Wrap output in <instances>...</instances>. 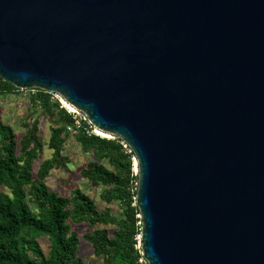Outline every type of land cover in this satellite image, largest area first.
Wrapping results in <instances>:
<instances>
[{
	"label": "water",
	"instance_id": "1",
	"mask_svg": "<svg viewBox=\"0 0 264 264\" xmlns=\"http://www.w3.org/2000/svg\"><path fill=\"white\" fill-rule=\"evenodd\" d=\"M0 77L129 146L147 264H264V0H0Z\"/></svg>",
	"mask_w": 264,
	"mask_h": 264
},
{
	"label": "trees",
	"instance_id": "2",
	"mask_svg": "<svg viewBox=\"0 0 264 264\" xmlns=\"http://www.w3.org/2000/svg\"><path fill=\"white\" fill-rule=\"evenodd\" d=\"M23 90L0 77V93ZM27 99L20 139L0 120V264H84L77 253L80 237L103 264H147L139 261L138 177L129 146L92 132L87 119L73 115L51 92L34 88ZM41 118L49 128L46 142L39 136ZM70 141L90 158L79 172L90 187L99 188L102 206L79 186L63 194L46 183L52 170L68 171ZM43 145L51 155L34 169ZM77 226L87 229L79 234ZM41 235L49 239L46 252Z\"/></svg>",
	"mask_w": 264,
	"mask_h": 264
},
{
	"label": "rangeland",
	"instance_id": "3",
	"mask_svg": "<svg viewBox=\"0 0 264 264\" xmlns=\"http://www.w3.org/2000/svg\"><path fill=\"white\" fill-rule=\"evenodd\" d=\"M27 90L30 89H25L23 92L17 91L10 93H0V120L9 123L13 127L17 139H20V136L23 133L20 118L26 106L28 105V93H34V90H31L30 92ZM55 99L60 98L57 97ZM76 115L84 119L82 113L79 112L76 113ZM99 134L102 135V133ZM39 136L44 142H46L49 137V128L47 122L43 118L40 119L39 123ZM102 136L112 137L108 133H104ZM65 152L68 154L71 161L69 169L68 171L56 169L52 170L50 175L46 178L48 187L52 190H58L63 194H68L72 188L79 186L82 190L90 194L95 199V202L98 206H102L103 203L100 200L99 188L90 187L79 172V168L82 167L90 158L86 154L82 153L79 146L72 141L67 143ZM50 155V150L46 147V145H43L40 158L34 163V169L37 168L40 161L50 157ZM132 164L133 171L135 172L136 167L134 157ZM30 207L33 208V205H30ZM86 229L87 227L85 226H77L79 234H81L82 231H85ZM38 240L43 251L46 252L48 250L49 244L48 237L46 235H41L38 237ZM77 253L82 257L84 264H103L100 257L93 255L90 245L82 237H80Z\"/></svg>",
	"mask_w": 264,
	"mask_h": 264
},
{
	"label": "built area",
	"instance_id": "4",
	"mask_svg": "<svg viewBox=\"0 0 264 264\" xmlns=\"http://www.w3.org/2000/svg\"><path fill=\"white\" fill-rule=\"evenodd\" d=\"M30 90H34V89H30ZM60 98V99H57L59 102H60V105L61 106H64L69 112H71L73 115H76V113H79L80 111H78V110H76L74 107H73V110H71V109H69L68 107H67V105L65 104V102H66V100L63 98V97H61L58 93H55V92H51V98H53V99H55V98ZM67 103V102H66ZM80 113H82V112H80ZM82 115H83V113H82ZM83 117H84V119H86V117H85V115H83ZM91 131L92 132H95V133H97V134H99L98 132H97V129L94 127V126H92V128H91ZM121 142H122V144H123V146L124 147H127V144L123 141V140H121ZM135 160V159H134ZM136 171H137V169H136ZM135 171V172H136ZM141 260H143V258H140L139 259V261H141Z\"/></svg>",
	"mask_w": 264,
	"mask_h": 264
},
{
	"label": "bare ground",
	"instance_id": "5",
	"mask_svg": "<svg viewBox=\"0 0 264 264\" xmlns=\"http://www.w3.org/2000/svg\"><path fill=\"white\" fill-rule=\"evenodd\" d=\"M65 104L67 105V107H68L69 109L73 110V107H72L70 104H68V103H66V102H65ZM97 132H98V133H102V135H104V133H103V132H100V130H98V129H97Z\"/></svg>",
	"mask_w": 264,
	"mask_h": 264
}]
</instances>
